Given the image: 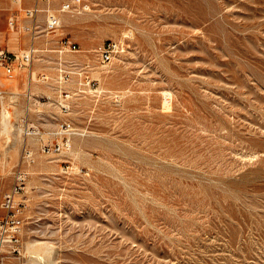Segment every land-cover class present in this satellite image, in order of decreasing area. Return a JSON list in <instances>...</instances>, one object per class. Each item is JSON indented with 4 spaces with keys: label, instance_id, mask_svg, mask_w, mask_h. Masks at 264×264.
I'll return each mask as SVG.
<instances>
[{
    "label": "rangeland",
    "instance_id": "rangeland-1",
    "mask_svg": "<svg viewBox=\"0 0 264 264\" xmlns=\"http://www.w3.org/2000/svg\"><path fill=\"white\" fill-rule=\"evenodd\" d=\"M59 1L31 95L0 101L40 132H0V221L22 220L4 264H264V0Z\"/></svg>",
    "mask_w": 264,
    "mask_h": 264
},
{
    "label": "built area",
    "instance_id": "built-area-1",
    "mask_svg": "<svg viewBox=\"0 0 264 264\" xmlns=\"http://www.w3.org/2000/svg\"><path fill=\"white\" fill-rule=\"evenodd\" d=\"M44 2L46 3V7H40L38 3ZM53 0H37V4L27 9L26 13L31 18L36 17L38 14L42 13L45 15V23L43 30H40V26H34L33 27V37L36 38L40 36V34L43 33H54L61 27V20L60 17L56 14H53V11L51 10V4ZM81 0H75L74 3L79 4ZM73 3V4H74ZM70 2H64L61 5L60 12H70L74 5ZM113 49L111 47L104 49L101 53V59L103 62L109 61L111 59ZM38 50L37 47L32 45L28 49L14 52L10 51L8 49L0 47V72H4L5 76L8 79H14L15 78V70L16 68H31L36 56H37ZM46 78L43 77V81H45ZM33 81L32 73L30 72L29 77V83ZM5 91L1 85L0 82V100L4 97ZM28 95H30L28 90ZM66 97H69L68 94H66ZM64 110H68V107H63ZM73 131L72 124L70 122H64L60 126V133L62 134H70ZM68 143L63 142L62 144L58 145V148L61 150L62 147H67ZM53 149V147H50L49 145L43 146L44 152H50ZM55 149V148H54ZM53 149V150H54ZM24 156L25 158L31 157L30 150L25 147L24 149ZM23 177L22 173L19 172L18 180L20 182L17 183V185L14 187V190L12 193L7 194L5 206L9 210H12L14 207L13 204V196L15 193L19 192L21 189V186L23 184ZM22 229V220L18 218L14 213L8 215L4 220L0 221V251L8 253V255L13 254L14 256L17 255L18 258L22 255L21 253V242H20V234ZM0 264H4V258L0 257Z\"/></svg>",
    "mask_w": 264,
    "mask_h": 264
},
{
    "label": "crops",
    "instance_id": "crops-1",
    "mask_svg": "<svg viewBox=\"0 0 264 264\" xmlns=\"http://www.w3.org/2000/svg\"><path fill=\"white\" fill-rule=\"evenodd\" d=\"M35 4H37V0H0V47L10 51L18 52L28 49L30 46H32V44L34 46H38L40 44L41 36H38L39 38H34L32 31L35 23L43 21L41 18L42 16L44 17V22L42 23H45V15L40 13L36 17L31 18L26 13L27 9L34 7ZM38 4L40 7H46V3L44 2H40ZM34 40L37 42L35 41V43ZM25 70L26 69L23 68H16L15 82H7L8 80L12 79H8L4 72L1 71L0 82H2L1 85L3 89L8 91L16 89L19 93V91L24 89L27 83V87L29 86L27 89L30 90L29 88H31V84L28 82L30 73L28 74L29 76L27 77L26 82L25 79L27 74L25 73ZM5 82H7L8 85H5ZM1 176L2 172L0 167V177Z\"/></svg>",
    "mask_w": 264,
    "mask_h": 264
},
{
    "label": "bare ground",
    "instance_id": "bare-ground-1",
    "mask_svg": "<svg viewBox=\"0 0 264 264\" xmlns=\"http://www.w3.org/2000/svg\"><path fill=\"white\" fill-rule=\"evenodd\" d=\"M23 1V0H22ZM54 1V0H53ZM60 1H62V0H60ZM60 1L58 2V3H60ZM33 2V1H32ZM57 3V2H56ZM33 4V3H32ZM36 5V4H35ZM55 5V4H54ZM59 6V5H58ZM84 6V5H83ZM75 7V6H74ZM89 6L87 5L86 6V8H88ZM30 8V7H29ZM53 8H54V6H53ZM90 8V7H89ZM88 8V9H89ZM77 9V8H76ZM52 10H54V9H52ZM73 10H75V9H73ZM57 11V10H56ZM72 11V10H71ZM79 11V10H78ZM54 12V11H53ZM55 14V13H54ZM70 14V13H69ZM68 14V15H69ZM73 14V13H72ZM75 14V13H74ZM58 15V14H57ZM78 15V14H77ZM60 16V15H59ZM73 16V15H72ZM43 17V16H42ZM61 17V16H60ZM13 18V17H12ZM72 18H75V17H72ZM42 19H44V17L42 18ZM13 20V19H12ZM70 21V20H69ZM74 21V20H73ZM38 22V21H37ZM72 22V21H71ZM75 23V22H74ZM36 24V23H35ZM38 24V23H37ZM43 24V23H42ZM39 25V24H38ZM63 25V24H62ZM14 26V25H13ZM25 26V25H24ZM40 26V25H39ZM34 27V26H33ZM27 28V27H26ZM28 29V28H27ZM41 29V28H40ZM32 33H33V31H32ZM31 33V34H32ZM58 33V32H57ZM61 34V33H60ZM53 35H55V34H53ZM43 36V35H42ZM47 36V35H46ZM55 37V36H54ZM39 38V37H38ZM33 39V38H32ZM31 39V40H32ZM37 40V39H36ZM36 40H34V42L36 41ZM54 40V39H53ZM56 40V39H55ZM33 41V40H32ZM48 41V40H47ZM51 41V40H50ZM37 42V41H36ZM35 42V43H36ZM55 42V41H54ZM32 44V43H31ZM33 45V44H32ZM37 46V45H36ZM38 47V46H37ZM37 50L38 51H40L39 50V48H37ZM126 50V49H125ZM125 50H124V52H125ZM80 51V50H79ZM78 52V51H77ZM76 53V52H75ZM63 55V54H62ZM70 55V54H69ZM76 55V54H75ZM74 56V55H73ZM37 57V56H36ZM61 57V56H60ZM114 57H116V55L114 56ZM36 59V58H35ZM69 59V58H68ZM74 59V58H73ZM121 60V59H120ZM119 61V60H118ZM117 61V62H118ZM60 62V61H59ZM117 62H115V64H117ZM64 64V63H63ZM119 64H120V62H119ZM66 65V64H65ZM96 65H98V64H96ZM116 66V65H115ZM122 66V65H121ZM117 67V66H116ZM113 68V67H112ZM60 69V68H59ZM63 69V68H62ZM61 69V70H62ZM108 69V68H107ZM115 69V68H114ZM32 70V69H31ZM17 71H18V69H17ZM100 71V70H99ZM104 71V70H103ZM107 71V70H106ZM116 71V70H115ZM119 71H120V68H119ZM30 73V72H29ZM32 73V72H31ZM105 72H103V74H104ZM110 73V72H109ZM115 73H117V71L115 72ZM80 74V73H79ZM102 74V75H103ZM114 74V73H113ZM111 75V74H110ZM29 76V75H28ZM47 76V75H46ZM58 76H61V75H58ZM117 76V75H116ZM105 77V76H104ZM113 77H114V75H113ZM75 78V77H74ZM74 78H73V80H74ZM109 78V77H108ZM112 78V77H111ZM110 78V79H111ZM51 79V78H50ZM56 79H57V77H56ZM15 82L16 81V78H14V79H12V80H8L7 82ZM53 81V80H52ZM54 81H55V79H54ZM72 81V80H71ZM70 80L68 81V82H71ZM74 81H76V80H74ZM27 82V81H26ZM29 82V81H28ZM2 83V82H1ZM34 83H35V81H34ZM54 83V82H53ZM58 83H59V81H58ZM31 84V83H30ZM70 84V83H69ZM46 85H48V84H46ZM31 86V85H30ZM52 86V85H51ZM60 86V85H59ZM71 85H69V87H70ZM29 87V86H28ZM27 87V88H28ZM55 87H57V86H55ZM54 87V88H55ZM49 88H50V85H49ZM53 88V89H54ZM72 88V87H71ZM30 89V88H29ZM61 89V88H60ZM74 89V88H73ZM28 90V89H27ZM57 90V89H56ZM71 90V89H70ZM5 91V95H4V97L0 100L2 103L4 102V100L6 99H8V102H9V98L11 99V98H14V97H16V95L17 94H19L18 93V90H16V89H14V90H11V91H8V90H4ZM6 91H8V92H6ZM53 91V90H52ZM166 92V91H165ZM56 93V92H55ZM9 94V95H8ZM167 96H169L168 95V91H167ZM165 94V95H166ZM170 94V93H169ZM31 95V94H30ZM33 97V96H32ZM11 101V100H10ZM33 102V104H34V100H32ZM12 103V102H11ZM17 103V102H16ZM32 104V105H33ZM56 104V103H55ZM30 105V107H28L27 108V111H25V114L24 115H27L32 109H33V107H32V105L31 104H29ZM40 105V104H39ZM41 105H43V104H41ZM34 106V105H33ZM41 109V108H40ZM13 113H14V115H15V112L14 111H12ZM19 113V112H18ZM53 113V112H52ZM51 113V114H52ZM17 114V113H16ZM22 115V114H21ZM53 115V114H52ZM29 116V115H28ZM19 118V117H18ZM53 118V117H52ZM19 120V119H18ZM25 121V120H24ZM49 122V121H48ZM72 123V122H71ZM0 124H1V131L0 132H2V133H4V134H6L8 137H9V133L10 132H14V131H16V132H18V134H20L21 135V133H24L25 135H23V136H26L27 138V140L28 141H30V140H33L34 139V137L33 136H36V135H40V132H29V131H24V129L20 126V124H17V123H15V120H14V122H12V114H11V112L9 111V110H3L1 113H0ZM24 124V123H23ZM56 124V123H55ZM73 124V123H72ZM42 125V124H41ZM24 126V125H23ZM10 128H13V129H11L10 130ZM25 128V127H24ZM47 128V127H46ZM76 128V127H75ZM79 129H80V127H79ZM82 129V128H81ZM26 130V129H25ZM50 131V130H49ZM75 131H77L76 129H75ZM15 132V133H16ZM46 132H47V130H46ZM54 133H56V132H54ZM76 133V132H75ZM79 133H80V131H79ZM49 134H50V132H49ZM82 134V133H81ZM1 136V135H0ZM19 136V135H18ZM10 138V137H9ZM8 138V139H9ZM12 138V137H11ZM41 138V137H40ZM18 139V138H17ZM20 139V138H19ZM25 139V140H26ZM0 140H2V138L0 139ZM7 140V139H6ZM23 141H24V139H23ZM1 142V141H0ZM8 142H6V144H7ZM23 143V142H22ZM28 144V143H27ZM17 145V144H16ZM10 146V145H9ZM12 146V145H11ZM28 146V145H27ZM9 148V147H8ZM8 148H6V149H8ZM80 148V147H79ZM12 149V148H11ZM74 150V149H73ZM72 151V150H71ZM74 151H77V150H74ZM76 153V152H75ZM25 154V153H24ZM24 156V155H23ZM80 157V156H79ZM23 161V160H22ZM34 242V241H33ZM47 246V245H46ZM44 247L43 249H42V252H40V253H37L35 256H32L31 258L29 257V262H30V264H50L49 262L51 261L52 262V260H51V253L53 252L52 251V249L48 246V247ZM31 247H33L32 245H31ZM53 248V247H52ZM27 250V249H26ZM28 251H29V249H28ZM31 252V251H30ZM37 252V251H36ZM36 252H33V253H36ZM32 253V254H33ZM30 255V254H29ZM26 263H28V262H26ZM52 264V263H51Z\"/></svg>",
    "mask_w": 264,
    "mask_h": 264
}]
</instances>
